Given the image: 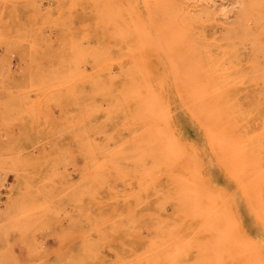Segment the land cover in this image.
I'll return each mask as SVG.
<instances>
[{"label":"rangeland","instance_id":"1","mask_svg":"<svg viewBox=\"0 0 264 264\" xmlns=\"http://www.w3.org/2000/svg\"><path fill=\"white\" fill-rule=\"evenodd\" d=\"M0 264H264V0H0Z\"/></svg>","mask_w":264,"mask_h":264}]
</instances>
